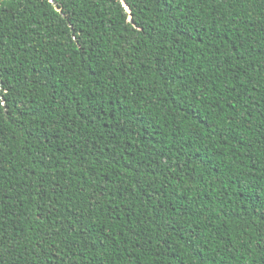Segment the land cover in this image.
I'll return each instance as SVG.
<instances>
[{
  "label": "trees",
  "instance_id": "obj_1",
  "mask_svg": "<svg viewBox=\"0 0 264 264\" xmlns=\"http://www.w3.org/2000/svg\"><path fill=\"white\" fill-rule=\"evenodd\" d=\"M0 264H264V0H0Z\"/></svg>",
  "mask_w": 264,
  "mask_h": 264
},
{
  "label": "snow or ice",
  "instance_id": "obj_2",
  "mask_svg": "<svg viewBox=\"0 0 264 264\" xmlns=\"http://www.w3.org/2000/svg\"><path fill=\"white\" fill-rule=\"evenodd\" d=\"M50 2H51V0H50ZM121 3H125V0H121ZM126 7L128 6V5H125Z\"/></svg>",
  "mask_w": 264,
  "mask_h": 264
},
{
  "label": "water",
  "instance_id": "obj_3",
  "mask_svg": "<svg viewBox=\"0 0 264 264\" xmlns=\"http://www.w3.org/2000/svg\"><path fill=\"white\" fill-rule=\"evenodd\" d=\"M127 10L129 11V7L127 6Z\"/></svg>",
  "mask_w": 264,
  "mask_h": 264
}]
</instances>
